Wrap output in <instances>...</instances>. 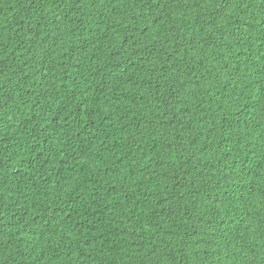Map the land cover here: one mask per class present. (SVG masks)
Masks as SVG:
<instances>
[{
    "label": "trees",
    "instance_id": "16d2710c",
    "mask_svg": "<svg viewBox=\"0 0 264 264\" xmlns=\"http://www.w3.org/2000/svg\"><path fill=\"white\" fill-rule=\"evenodd\" d=\"M0 264H264V0H0Z\"/></svg>",
    "mask_w": 264,
    "mask_h": 264
}]
</instances>
